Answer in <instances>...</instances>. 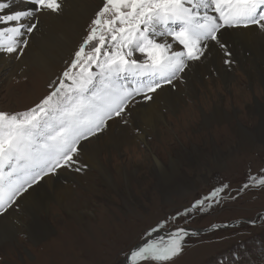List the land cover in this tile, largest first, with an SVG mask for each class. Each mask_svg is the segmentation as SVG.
Segmentation results:
<instances>
[{
    "label": "snow or ice",
    "instance_id": "6c2138e0",
    "mask_svg": "<svg viewBox=\"0 0 264 264\" xmlns=\"http://www.w3.org/2000/svg\"><path fill=\"white\" fill-rule=\"evenodd\" d=\"M71 7L72 0H0V61L18 62L22 73L23 58L46 20L64 16ZM249 35L264 36V0H101L62 59L61 70L49 80L47 94L24 110L0 111V239L22 227L19 217L25 209L31 213L40 207L33 198L45 185L90 171L94 149L130 127L138 106L163 102L187 86L214 54L231 70L237 63L233 38ZM133 131L141 133L140 128ZM112 146L119 149L114 139ZM260 191L264 168L249 169L237 188L218 181L144 230L121 253V264H175L189 241L206 232L239 229L232 234L237 236L245 234L244 225L264 226L261 210L248 220L186 227L247 192ZM239 259L234 253L231 264ZM217 264L229 262L221 257Z\"/></svg>",
    "mask_w": 264,
    "mask_h": 264
},
{
    "label": "rangeland",
    "instance_id": "374dc122",
    "mask_svg": "<svg viewBox=\"0 0 264 264\" xmlns=\"http://www.w3.org/2000/svg\"><path fill=\"white\" fill-rule=\"evenodd\" d=\"M100 3L101 0L94 2L95 10ZM245 56L248 57V54ZM207 66L202 68L206 69ZM3 68L0 66V111H21L33 106L47 94L49 80L55 76L44 77L37 85L33 82L34 74L29 66L26 65L24 69L26 74H30L27 77H22L20 71L10 75L9 69ZM212 69L213 66H209L208 73L205 71L208 75L203 76L202 81L193 82L194 79L190 77L189 82L197 88L193 99L183 96L184 101L174 114H165L164 110L165 125H159L158 134L146 136L145 141L150 149L141 143L132 149L121 143L119 151L100 152L98 159L110 170L113 187L106 186L103 177L91 169L86 176L80 175L78 181L69 180L71 200L64 202L60 208L51 198L50 190L53 187L45 185L39 192L42 196L39 195L41 197L37 201L42 203L35 210V215L49 230L38 242L30 243L26 229L29 227V211L25 209L19 217L22 227L13 239L10 236L0 244V264H121V253L135 244L141 233L157 221L188 206L218 181L237 188L245 180L249 169L255 173L264 168V133L262 139L255 141L250 136V145L246 148L238 146L236 135L238 124L252 132L261 126L264 132V86L257 77L250 82L237 71H233L235 76L230 82L213 74ZM210 93L216 98V105L220 101V107L228 116L221 122L202 125V115H210L214 106H211L210 113H205L199 100ZM254 100L261 114L248 112V108L254 107ZM191 104L195 105V109H191L193 112L190 110L194 122L192 120L187 124L189 129L185 133L188 141L173 138L161 146L167 137L164 128L172 127L180 110ZM258 116L259 119L263 118L262 123ZM182 125L181 129L186 126L183 121ZM116 136L121 137V132H116ZM150 151L155 152V158L165 168L170 161L178 165V174L167 173L172 179L170 183L162 182L161 175L159 179L154 173L153 163L149 159ZM132 154L136 159H132ZM115 166L122 169L119 175L115 172ZM127 174L128 179L124 181ZM261 210H264V191L247 192L224 210L218 209L211 216L197 218L186 227L206 229L213 222L248 220ZM78 214L81 220L74 218ZM236 231L239 229L207 232L199 240L189 241L186 251L175 264H217L221 257L227 258L231 264L234 253L240 256L239 264H264V226L252 228L244 225L245 234L233 236ZM220 237L225 239L220 240Z\"/></svg>",
    "mask_w": 264,
    "mask_h": 264
},
{
    "label": "bare ground",
    "instance_id": "6f19581e",
    "mask_svg": "<svg viewBox=\"0 0 264 264\" xmlns=\"http://www.w3.org/2000/svg\"><path fill=\"white\" fill-rule=\"evenodd\" d=\"M95 1H100V0H72V7L68 13H66L64 16L58 19L50 18L46 20L43 26L42 33L37 34L36 40L33 43L31 51L28 53V55L25 58H23L25 64L29 66L31 72L34 74L33 82H36L37 85H39V81L42 80L44 77H51V76L53 77L54 75H56V73L60 71V69L62 68V59L67 58L68 53L71 52L73 47L78 43L80 36L83 32L85 23L87 22L93 11L95 10L96 8L94 5ZM232 48L234 53L233 59L236 60L237 63L235 64V66L231 68V71L225 68L219 56L216 54H214L210 58L207 64L208 66L207 65L205 66H207V68L209 69V66L212 65L213 69H215V74L222 77V79L224 80H228L231 82L235 76L233 74V71H237L239 75L246 78L250 82H253L254 77H257L258 82L264 86V36L249 35L247 37H242V38H233ZM246 53L248 54V57L245 56ZM0 66H3L4 67L3 69L8 68L11 73L10 75H14L15 71L18 72L20 71V64L18 62L9 63L5 61H0ZM207 68L206 69L200 68L198 70H195L194 74L191 76L192 77L191 79L192 80L194 79L193 82H195V80L202 81L203 80L202 77L208 73ZM11 69H15V70L13 71ZM21 74L22 77L30 76V74H26L25 71H23ZM196 89L194 88V84L191 81L190 82L188 81L187 86H182L176 92L171 93L167 97L162 98L163 102H157L156 104L151 105L150 107L138 106V110L134 111L133 116L130 118L131 126L130 127L125 126L124 130H120L122 134L121 137L118 138L115 132L111 139H107V141L105 140L106 142L104 141L105 143L101 146L100 149H94L95 158L93 160L92 169L93 171H95L96 173H98L103 177L106 186L109 185L113 187V185L111 184L113 177L110 173V170L106 168L99 161L98 156L100 152L103 151L111 152V150L119 151L121 147L119 145L121 143H123L126 146H130L131 147L130 149L136 148L135 146H137L138 143H141L147 149H150L149 146H147V142L145 141L146 136L153 135L155 133L158 134L160 130L159 125H165V115L163 114L164 109L165 108L167 109L165 114L166 113L174 114L176 112L178 105L181 102L183 103L184 101L183 96L185 98L188 97L189 99H193V97L196 96L195 95ZM237 95H240V93H237ZM215 101L216 98L211 93L208 94L206 98L204 99L201 98L199 100L200 107L201 106L204 107L205 113H210L211 106L212 107L214 106V108H212V112L210 113V115L209 114L202 115L201 117L202 125L211 124L213 122L214 123L221 122L228 116L226 115V112L222 110V107H220L221 105L220 101L218 100L217 105L215 104ZM192 108L195 109L194 104L187 106L183 110L181 109L179 115L177 116L176 119L177 121H175V119L172 118V120L175 121V123H172L173 126L168 129L164 128L165 129L164 135L167 137L163 139L161 146H164L165 144H167V142H170L173 138H176L178 139V141L181 142H183L181 139H186V141H188L187 140L188 136L186 135L185 132L189 129L187 124L192 123V120L194 122V115H192L190 112ZM248 110H249L248 112L260 113V107L255 100H254V107L252 109L248 108ZM194 114L198 115L196 112H194ZM179 119L182 120L178 121ZM182 121L186 125L183 127V129H181L180 127L182 125ZM259 121L260 123H262L263 118L261 117ZM242 127H240V125L238 124L237 126L238 130L236 131L239 147L246 148L247 145L250 143L249 142L251 140L249 138L250 136L253 138L254 141L262 139L264 132L262 131L261 126L258 127L256 132L248 131ZM135 128L141 129V133L139 135L133 131V129ZM113 139L119 146L118 150H116V148H113L112 146ZM156 150H158V148L155 149V151ZM154 153H155L154 151H150L151 155L149 156V159L151 160L154 166V173L157 175L159 179L161 175L162 182L170 183L172 179L169 175L170 174L176 175L180 171L178 165L175 162L173 163L170 161V165L167 168H165L161 164V162H159L155 158L156 154ZM141 157H143L142 153H141ZM132 159H136V157H134L133 154H132ZM157 162H159V165L162 166V168L157 166ZM101 170L103 171V174ZM121 170L122 169L120 167L115 166V172L117 175L120 174ZM168 172H170V174H167ZM128 176H129L128 174L124 176L123 180L126 181L128 179ZM63 178H64L63 180L68 181L67 184L63 183L62 180H60V182L54 180L47 185L49 188H51V186L53 187L52 190H50L52 196L51 198L55 203H57V205H59L60 208L64 202L66 201L69 202L71 200L70 199L71 191L69 188V186L71 185L69 183V180L78 181L80 179V175L73 173L70 174V177L69 175H66ZM39 195L42 196L41 193H37L33 199L34 200L40 199L41 196ZM41 203L42 202H40V204ZM27 211H29V209L26 210V212ZM28 217H29L28 220L29 227L28 228L26 227V229L28 230L27 231L28 240L30 241V243H35L38 242V240L41 239L46 234L49 228L46 227L45 224L39 221V219L35 215V211L31 213L29 211ZM80 217H81L80 214H78V216H74L76 220H81ZM19 228L16 229V231H10L6 238L0 239V244L6 242L9 239L8 237L10 236L11 239H13L14 234L19 230Z\"/></svg>",
    "mask_w": 264,
    "mask_h": 264
},
{
    "label": "water",
    "instance_id": "95a60500",
    "mask_svg": "<svg viewBox=\"0 0 264 264\" xmlns=\"http://www.w3.org/2000/svg\"><path fill=\"white\" fill-rule=\"evenodd\" d=\"M206 229H208V228H206ZM207 233V232H206Z\"/></svg>",
    "mask_w": 264,
    "mask_h": 264
}]
</instances>
